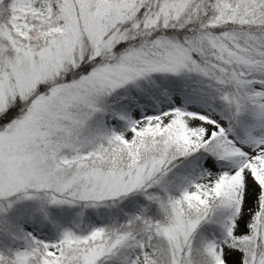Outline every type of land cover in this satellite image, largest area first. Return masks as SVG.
I'll return each mask as SVG.
<instances>
[{
	"label": "snow or ice",
	"instance_id": "6c2138e0",
	"mask_svg": "<svg viewBox=\"0 0 264 264\" xmlns=\"http://www.w3.org/2000/svg\"><path fill=\"white\" fill-rule=\"evenodd\" d=\"M0 264H264V0H0Z\"/></svg>",
	"mask_w": 264,
	"mask_h": 264
}]
</instances>
